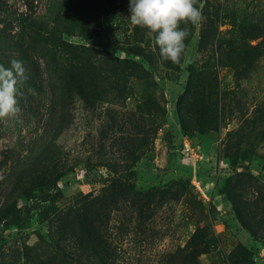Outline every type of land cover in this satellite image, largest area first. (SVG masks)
Here are the masks:
<instances>
[{
    "label": "rangeland",
    "instance_id": "1",
    "mask_svg": "<svg viewBox=\"0 0 264 264\" xmlns=\"http://www.w3.org/2000/svg\"><path fill=\"white\" fill-rule=\"evenodd\" d=\"M6 1L13 13H28L24 0ZM28 1L32 3L36 17L46 16L36 20L35 29L30 31H23L15 21L12 22L6 31L13 41L0 45V65L10 67L12 60H18L24 70L17 85L19 112L12 117H0V206L9 186V170L24 164L47 143L52 152L68 163V172L58 182L64 200L90 191L94 193L115 178L139 192L152 195L140 226L134 206L128 200L120 201L119 207L106 218L105 236L117 253L114 264H157L165 253L183 248L195 221H200L201 226L206 225L207 231L213 234L208 252L198 258L199 264H231L230 258L235 264H264V237H261L264 235V136L250 121L258 113L254 100L264 96V59L259 61L253 73L240 79L239 87L227 68L217 70V79L233 90L232 114L218 123L217 130L203 127L194 132L183 131L176 102L189 77L187 67L191 65L196 72L213 81V66L217 64L213 59V43L205 48L198 44L204 25L202 17L193 30L179 70L171 71L158 64L152 71L158 85L156 93L164 100L166 113L155 136L150 139L148 133L144 135L147 142L141 147L142 158L130 167L134 174L128 179L101 164L106 163L109 155L120 153L115 144L110 146V140L101 138V125L105 115L112 112L125 122L122 132L115 133L116 138L135 136L139 129L145 130L148 125L146 111L144 115L136 112V103L145 94L132 91L126 93L124 99L111 94L95 109L76 104L64 118L63 131L56 134L53 96L54 68L58 62L54 46L57 41L48 32V28L54 25L55 13L45 14L50 0ZM212 1L213 5L222 2ZM235 1H238L236 4L249 2L250 7H264V0ZM55 2L63 6L60 8L63 11L71 9L69 3L77 6V0ZM82 8L88 15L85 21L92 34L97 36L98 45L90 43L79 32L63 35L65 41L98 48L105 40L119 45L137 26L128 18L129 0H93ZM219 29H229V25H221ZM112 53L123 56L118 49ZM243 116L247 117L245 121L241 118ZM234 128L244 135L250 134L254 141V145L237 149L242 156L232 154L236 150L223 153L221 141L227 131ZM183 136L201 149L206 157L203 163L193 166L192 160L180 152L179 143ZM102 144L105 147H101ZM51 149H47L49 154ZM86 160L91 164L87 166ZM194 168L198 170L208 200L195 194L189 186ZM228 191L244 205L245 216L251 221L256 236L235 217L227 201ZM194 202L204 210L192 212L191 203ZM18 203L23 201L19 199ZM55 220L56 216H53L42 223L34 217L27 224L10 228L0 222V264H41L46 257L50 258L49 253L43 252L41 239L45 238L47 229ZM210 221L211 225H208ZM240 246L251 251V262L241 259Z\"/></svg>",
    "mask_w": 264,
    "mask_h": 264
},
{
    "label": "trees",
    "instance_id": "2",
    "mask_svg": "<svg viewBox=\"0 0 264 264\" xmlns=\"http://www.w3.org/2000/svg\"><path fill=\"white\" fill-rule=\"evenodd\" d=\"M50 1L45 14L55 13L54 25L48 28V32L57 41L54 46L58 62L54 68L56 76L53 96L56 134L63 131L64 118L69 116L76 104L95 109L111 94L123 99L126 98V93L132 91L139 95L145 94L136 103L137 114L144 115L143 112L146 111L148 125L145 130L139 129L135 136L116 138L115 133L122 132L125 122L112 112L105 115L101 125V138L110 140V146L115 144L120 151L118 155L106 157V163L101 164L129 179L134 174L130 167L142 158L141 147L147 142L143 139L144 135L148 133V137L152 139L166 113L165 102L156 93L158 85L152 71L158 64L171 71L179 70L197 24L180 25L182 28L187 27L189 35L185 40V51L180 62L172 63L161 58L154 34L141 26L131 29L119 45L105 40L101 48H98L85 43L65 41L63 35L79 32L90 43L98 45L97 36L92 34L86 24L85 17L88 15L82 8L93 0H77V6L69 3L71 9L64 11L60 9L63 6H58L55 0ZM23 2L27 14L13 13L9 3L0 0V45L13 41L6 31L12 22L15 21L23 31H30L29 29H35L36 20L46 16L36 17L32 3L28 0ZM237 2L222 0L213 5L212 0H195L204 19L198 44L205 48L213 43V59L214 64H217L213 66V81L196 72L191 65L187 67L189 77L176 102L177 117L183 131L194 132L203 127L217 130L218 123L232 114L233 90H229L217 79V70L227 68L236 78V86L239 87L240 79L253 73L259 61L264 59V7H250L249 2L236 4ZM225 24L229 25V29L220 30L219 27ZM42 30L46 32L45 27ZM253 40L256 41L251 43ZM114 49L122 52L123 56H115L112 53ZM254 102L258 113L250 121L253 126L260 128L259 131L264 136V96ZM241 118L244 121L247 119L244 116ZM138 126L140 128V123ZM221 143L224 154L236 150L232 154L241 156L242 153L237 149L254 145L250 134L244 135L235 128L227 131ZM49 145L44 143L39 153L29 156L24 164L9 170V186L0 206V222L10 228L27 224L34 217L44 223L56 216L53 225L47 229L45 238L41 239L43 252L50 254V258L46 257V261L41 264H114L117 253L105 236L106 218L114 208L119 207L120 201L128 200L134 206L140 226L144 209L149 205L152 195L139 192L115 178L94 193L90 191L64 200L58 182L68 172V163L58 153L52 152ZM101 147L105 146L102 144ZM49 148L50 154L47 150ZM85 164L88 166L91 163L86 160ZM190 188L193 191L191 186ZM226 195L239 223L256 236L240 199L230 191ZM19 199L23 203L19 204ZM190 210L198 213L204 209L194 202L191 203ZM194 225L183 248L165 253L157 264H199L198 258L200 254L208 252L213 234L207 231L206 225L201 226L200 221H195ZM208 225H211V221ZM239 255L243 261L251 262V251L246 247L240 246ZM230 261L235 264L232 258Z\"/></svg>",
    "mask_w": 264,
    "mask_h": 264
},
{
    "label": "clouds",
    "instance_id": "3",
    "mask_svg": "<svg viewBox=\"0 0 264 264\" xmlns=\"http://www.w3.org/2000/svg\"><path fill=\"white\" fill-rule=\"evenodd\" d=\"M130 22L154 34L162 59L179 63L185 51L189 32L184 25H196L202 13L195 0H129ZM20 61L10 67L0 65V117H12L19 112L18 78L23 76Z\"/></svg>",
    "mask_w": 264,
    "mask_h": 264
},
{
    "label": "built area",
    "instance_id": "4",
    "mask_svg": "<svg viewBox=\"0 0 264 264\" xmlns=\"http://www.w3.org/2000/svg\"><path fill=\"white\" fill-rule=\"evenodd\" d=\"M179 149L182 154L192 160L193 166L201 164L206 160V157L204 156L201 149L198 146L194 145L187 136L182 137L179 143ZM197 173V168H194L193 174L190 178V186L198 196H200L204 200H208L204 185L202 184L201 179L197 175Z\"/></svg>",
    "mask_w": 264,
    "mask_h": 264
}]
</instances>
